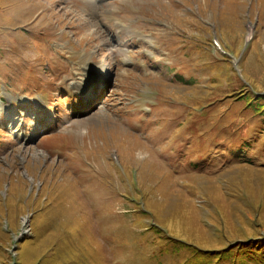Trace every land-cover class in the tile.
Wrapping results in <instances>:
<instances>
[{"label": "rangeland", "instance_id": "obj_1", "mask_svg": "<svg viewBox=\"0 0 264 264\" xmlns=\"http://www.w3.org/2000/svg\"><path fill=\"white\" fill-rule=\"evenodd\" d=\"M261 108L264 0H0V264H264Z\"/></svg>", "mask_w": 264, "mask_h": 264}, {"label": "trees", "instance_id": "obj_2", "mask_svg": "<svg viewBox=\"0 0 264 264\" xmlns=\"http://www.w3.org/2000/svg\"><path fill=\"white\" fill-rule=\"evenodd\" d=\"M251 106V105H250ZM256 106V105H255ZM250 108H252V107H249L248 108V110L250 109ZM248 110H244V111H241L240 113H239V115L238 114H235L237 117H236V120H239L238 119V117H240V118H244V117H246L248 114H249V112H248ZM261 110H262V108L261 109H259L258 111H256V112H254V114H255V118H257V120H254V121H252V119L250 120V121H247L246 123H245V126L247 127V132L250 130V129H253V128H259L260 130H264V117H262V116H264V115H258V114H260V112H261ZM263 112H264V110H263ZM264 114V113H263ZM225 127V130H227V131H229L231 134H235V129L236 128H231L232 126H230V124H228L227 126H224ZM215 130H217V129H215ZM256 249V248H255ZM258 249V248H257ZM56 254H59L58 252H56L54 255H56ZM81 264H85V263H81Z\"/></svg>", "mask_w": 264, "mask_h": 264}, {"label": "bare ground", "instance_id": "obj_3", "mask_svg": "<svg viewBox=\"0 0 264 264\" xmlns=\"http://www.w3.org/2000/svg\"><path fill=\"white\" fill-rule=\"evenodd\" d=\"M90 79H91V78H90ZM86 85H87V83H86V84H85V83H84V84H79V87L81 86V88H80V89H81L82 91H84V90H85V87H86Z\"/></svg>", "mask_w": 264, "mask_h": 264}]
</instances>
